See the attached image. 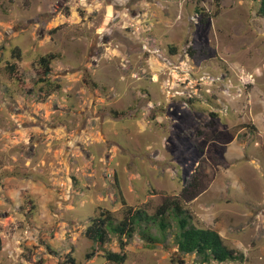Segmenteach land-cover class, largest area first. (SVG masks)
<instances>
[{
    "label": "rangeland",
    "instance_id": "rangeland-1",
    "mask_svg": "<svg viewBox=\"0 0 264 264\" xmlns=\"http://www.w3.org/2000/svg\"><path fill=\"white\" fill-rule=\"evenodd\" d=\"M258 6L0 0V264H118L116 238L86 257L89 220L122 218V199L152 213L193 176L192 223L264 264ZM175 250L136 233L122 264H202Z\"/></svg>",
    "mask_w": 264,
    "mask_h": 264
},
{
    "label": "trees",
    "instance_id": "trees-1",
    "mask_svg": "<svg viewBox=\"0 0 264 264\" xmlns=\"http://www.w3.org/2000/svg\"><path fill=\"white\" fill-rule=\"evenodd\" d=\"M258 14L264 16V0H258ZM50 55L39 58L40 66L46 75L50 70ZM14 67V66H13ZM44 79H42L43 81ZM58 87L55 86V88ZM186 133H188L186 131ZM200 182L197 177L187 178L182 186L180 196H165L152 213L143 207H131L122 199L123 217L117 219L110 211H102L92 217L85 227L84 234L95 243L93 250L86 254L90 258L112 238L118 240L119 251H105V258L111 262L122 264L126 260L125 247L134 234L138 233L147 245L163 243L171 238L176 254L174 258L182 262L181 257L193 255L199 263L226 261L241 264L243 253L230 247L215 229L198 227L192 223L189 210L184 207L182 198L190 200L199 191ZM186 196V197H185ZM184 201V200H183ZM71 264H78L74 258H69Z\"/></svg>",
    "mask_w": 264,
    "mask_h": 264
}]
</instances>
